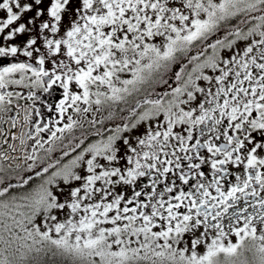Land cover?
Wrapping results in <instances>:
<instances>
[{"label":"flooded vegetation","instance_id":"af4514ba","mask_svg":"<svg viewBox=\"0 0 264 264\" xmlns=\"http://www.w3.org/2000/svg\"><path fill=\"white\" fill-rule=\"evenodd\" d=\"M237 9L179 45L175 78L134 100L128 84L122 104L112 74L52 69L0 32V200L31 194L85 153L103 175L116 172L137 112L173 87L172 122L148 145L131 203L154 207L165 235L264 228V0Z\"/></svg>","mask_w":264,"mask_h":264},{"label":"rangeland","instance_id":"374dc122","mask_svg":"<svg viewBox=\"0 0 264 264\" xmlns=\"http://www.w3.org/2000/svg\"><path fill=\"white\" fill-rule=\"evenodd\" d=\"M254 0H14L0 12V32L67 74H112L122 104L175 78L179 45ZM253 10L254 7L249 8ZM213 18V19H214ZM13 23L15 27H9ZM164 81V83H163ZM163 83V84H162ZM109 88V87H105ZM174 90L135 115L117 142V171L102 174L85 153L51 173L31 194L0 200V264L62 259L74 264H264V228H188L175 235L152 206L136 208L130 192L149 146L172 122ZM153 104V103H152ZM162 108L158 110V108ZM172 112V113H171ZM150 147V148H151ZM131 174L134 181L130 179Z\"/></svg>","mask_w":264,"mask_h":264},{"label":"trees","instance_id":"16d2710c","mask_svg":"<svg viewBox=\"0 0 264 264\" xmlns=\"http://www.w3.org/2000/svg\"><path fill=\"white\" fill-rule=\"evenodd\" d=\"M21 197H23V195H21ZM35 264H74V263H71V262H65V260H62V259H56V260H40V261H37Z\"/></svg>","mask_w":264,"mask_h":264}]
</instances>
